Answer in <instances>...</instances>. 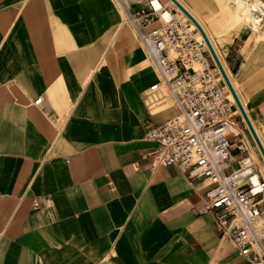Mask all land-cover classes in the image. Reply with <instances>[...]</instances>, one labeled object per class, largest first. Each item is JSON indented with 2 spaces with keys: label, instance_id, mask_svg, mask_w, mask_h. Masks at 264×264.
<instances>
[{
  "label": "crops",
  "instance_id": "obj_1",
  "mask_svg": "<svg viewBox=\"0 0 264 264\" xmlns=\"http://www.w3.org/2000/svg\"><path fill=\"white\" fill-rule=\"evenodd\" d=\"M188 3L212 18L204 0ZM138 8L0 0V264H255L202 213L207 182L178 166L149 173L146 135L173 111L145 105L159 77L129 25ZM221 16L215 30L202 24L221 63L222 50L235 77L241 69L234 81L223 64L264 150V83L244 84L254 69L247 41L217 47L213 37L233 24Z\"/></svg>",
  "mask_w": 264,
  "mask_h": 264
},
{
  "label": "built area",
  "instance_id": "obj_2",
  "mask_svg": "<svg viewBox=\"0 0 264 264\" xmlns=\"http://www.w3.org/2000/svg\"><path fill=\"white\" fill-rule=\"evenodd\" d=\"M130 2L139 8L129 25L159 77L146 92L145 105L157 112L171 103L176 110L174 118L146 135L154 145L145 155L149 173L178 166L189 179L207 182L202 213L214 215L216 231L236 247L240 257L261 264L264 249L259 248L254 224L264 216V178L236 121L239 115L245 125L240 109L218 81L221 73L207 44L196 38L198 31L188 19L170 5L162 4L170 14L163 19L152 0ZM155 22L157 27L150 32L140 30ZM40 102L39 97L33 104ZM231 164H235L232 170Z\"/></svg>",
  "mask_w": 264,
  "mask_h": 264
},
{
  "label": "rangeland",
  "instance_id": "obj_3",
  "mask_svg": "<svg viewBox=\"0 0 264 264\" xmlns=\"http://www.w3.org/2000/svg\"><path fill=\"white\" fill-rule=\"evenodd\" d=\"M128 1L124 0V2H128ZM188 1L189 0H185V1L181 0V2L185 5L189 4ZM204 1L207 2L211 6V8L214 10V14L212 18L209 17V18H204V20L202 19L201 20L202 23H206V25L210 26L211 29L215 30L212 23H220L218 22V19L222 15V10L225 13V15L231 20V23H233L230 25L226 23L225 28H223L225 30L222 31L223 29H220V31L222 32L213 37L215 43H217V47H220L219 42L221 39H227L226 41H227V44L229 45L237 38H241L247 41L248 44L252 46L253 53L250 59L246 63H249L250 64L249 66L254 69L251 70V73L246 78V81L244 82V84L247 85V87H250L252 89L257 88L260 84L264 83V0H204ZM160 2L165 6L170 5L168 0H161ZM170 7L173 8L174 12H176L177 14H180L178 9L176 8V5L175 6L170 5ZM191 8L193 9V7ZM246 14H248L250 18H255L259 20V24L256 30L253 28V24L250 18L246 19L245 21H242L244 19V15ZM180 17L184 19L183 15ZM187 18L189 19L188 16ZM216 31H219V29H216ZM221 53H222L221 57L223 55L222 62L228 70L229 67L224 61L225 59V56H224L225 54H223L224 51L221 50ZM228 72L232 75V78L234 81H238L239 72L237 74V77H235L236 70L233 72V71H230L229 69ZM168 109L173 111L172 115L169 116L168 119L174 118L176 116V112L171 103H169ZM246 133H245V136H246ZM245 144L247 145L248 149L252 148L247 141V136H246ZM253 148L254 150H252V153H251L252 159L256 164H258L260 161L258 162L254 158V152L257 146ZM263 166L264 165H260V167L257 166V168L259 169L260 173L264 176L263 171H262ZM256 230L259 234V242L264 248V223L263 221H259L257 223Z\"/></svg>",
  "mask_w": 264,
  "mask_h": 264
},
{
  "label": "bare ground",
  "instance_id": "obj_4",
  "mask_svg": "<svg viewBox=\"0 0 264 264\" xmlns=\"http://www.w3.org/2000/svg\"><path fill=\"white\" fill-rule=\"evenodd\" d=\"M126 1H128V0H126ZM160 1H161V0H152V5L154 6L155 9H157L158 11H160V14L162 15L163 19H168V17L170 16V14H169L168 11H164V10L162 9L163 6H162V3H161ZM175 1H176V2L182 7V9H184V10H185V11H186V12H187V13H188V14L194 19V21L197 23V25L202 29L203 33H204L205 36H206V39H207L208 43L210 44V47H211L212 51L214 52L215 56L217 57V59L219 60L221 66H222V68H223V71H224V73H225V75H226V77H227V79H228V81H229V83H230V86H231V88H232V90H233V92H234L236 98L238 99L239 103H240L241 106L244 108L245 112L247 113L248 111H247V109H246V107H245V104L243 103V101H242L241 98L239 97V95H238V93H237V91H236V89H235V86H234V84H233V82H232V80H231L229 74L227 73V70L225 69L224 65L221 63V60L219 59V57H218V55H217V52H216L215 46H214L213 41H212V39H211V35L208 33V31L206 30V28L203 26V24H202L201 20L199 19V17H198L197 15H195V13L192 12V10L190 9V7H187L185 4H183V3L181 2V0H175ZM168 2L170 3V5H174V6H175V4L173 3L172 0H168ZM176 8L178 9V11H179V13H180V14H178V15H180V16L183 15V16H184V19H185V18L188 19L187 16L185 15V13H184L179 7L176 6ZM244 9H245V8H244ZM249 13H250V12H249ZM242 17H243V16H242ZM248 18H250V17H249L248 14H246V15H244V19H243L242 21H245V20L248 19ZM250 19H251V21H252L253 28L256 30V28H257V26H258V24H259V20L255 19V18H250ZM188 20H189V19H188ZM189 21L191 22V23H190L191 28H192V29H195V30L198 31V34L196 35V38H198V39H204V40H205V38L203 37V35H202V34L199 32V30L197 29V26L195 25V23H194L193 21H191V20H189ZM205 24H206V23H205ZM248 24H249V23H248ZM250 25H251V24H250ZM211 34H212V33H211ZM255 35H256V34H255ZM220 73H221V72H220ZM244 74H245V73H244ZM218 81L223 85L224 89H228V87H227V85H226V83H225V80H224L222 74L218 76ZM228 90H229V89H228ZM230 99H231L232 101L236 102V101H235V98L233 97L232 94L230 95ZM240 112H241V111H240ZM253 128H254V132H255V133L257 134V136L259 137V131L257 130V128H256L255 126H253ZM246 136H247V141H248L249 145H250L252 148H253V147H256L257 144H256L255 139H254V137H253V135L251 134L250 131H248V132L246 133ZM263 147H264V146H263ZM254 158H255L258 162L261 161V160L264 161V157H263L261 151L259 150L258 146H257V148H256V150H255V152H254ZM257 169H258V168H257ZM258 170H259V169H258ZM262 171H263V174H264V166L262 167ZM259 172H260V171H259ZM259 221H263V223H264V216H263V217H260L259 219H257L256 222H255V224H254V229H255V233H256V235H257L258 241H259V234H258V232H257V230H256V225H257V223H258ZM258 241H257V242H258ZM258 245H259V248H260L261 250L264 249V248L262 247V245H260L259 243H258ZM261 264H264V261H263Z\"/></svg>",
  "mask_w": 264,
  "mask_h": 264
},
{
  "label": "water",
  "instance_id": "obj_5",
  "mask_svg": "<svg viewBox=\"0 0 264 264\" xmlns=\"http://www.w3.org/2000/svg\"><path fill=\"white\" fill-rule=\"evenodd\" d=\"M172 1H173V3H174L177 7H179V8L185 13L186 16L189 17V19H190L191 21H193V22L195 23V25L197 26V29L199 30V32H200V33L203 35V37L205 38V42H206V44H207V47H208V49H209V52H210V54H211V56H212V58H213V60H214V62H215V64H216L217 68L219 69V71H220L221 74L223 75V78H224V80H225V83H226V85H227L229 91L231 92V94H232L233 97L235 98L236 104H237L238 108L240 109V111H241V113H242V116H243V118H244V120H245V123H246V125H247L249 131H250L251 134L253 135V137H254V139H255V142H256V144H257L259 150L261 151V153H262V155H263V157H264V150H263V148H262V146H261V144H260V142H259V140H258V138H257V136H256V134H255V132H254V129H253V127L251 126V124L249 123L247 117L245 116V114H244V112H243V110H242V108H241V106H240V103H239L238 99L236 98V96H235V94H234V92H233V90H232V88H231V86H230V83H229V81H228V79H227V77H226V75H225V73H224V71H223V68H222V66H221V64H220V62H219V60H218L217 57L215 56L214 52L212 51V49H211V47H210V44L208 43V41H207V39H206L205 34L203 33L202 29L197 25V23L194 21V19H193V18H192V17H191V16H190V15H189L184 9H182V7H181V6H180L175 0H172Z\"/></svg>",
  "mask_w": 264,
  "mask_h": 264
}]
</instances>
